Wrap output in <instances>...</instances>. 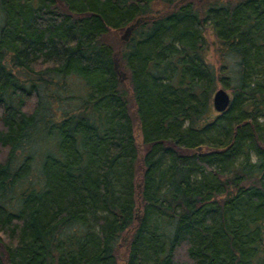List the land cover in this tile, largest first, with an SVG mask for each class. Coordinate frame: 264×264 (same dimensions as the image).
Returning a JSON list of instances; mask_svg holds the SVG:
<instances>
[{
    "label": "trees",
    "instance_id": "trees-1",
    "mask_svg": "<svg viewBox=\"0 0 264 264\" xmlns=\"http://www.w3.org/2000/svg\"><path fill=\"white\" fill-rule=\"evenodd\" d=\"M1 6L0 264H264V0Z\"/></svg>",
    "mask_w": 264,
    "mask_h": 264
},
{
    "label": "rangeland",
    "instance_id": "rangeland-1",
    "mask_svg": "<svg viewBox=\"0 0 264 264\" xmlns=\"http://www.w3.org/2000/svg\"><path fill=\"white\" fill-rule=\"evenodd\" d=\"M193 1L197 7L199 8V10L201 11H204V9L207 7V5L213 1V0H191ZM151 12L152 14H162L163 12H166L169 7H167L165 4L161 3V2H155L152 4L151 6ZM4 22V11L2 9V6H1V0H0V28L2 26ZM124 34V31H120V32H115V31H112L110 32V34L107 36V41L112 43L116 48L119 47V49L123 46V40H122V35ZM207 38L209 40V43H210V50H209V60L212 64H214V66L216 67V69H220V66L222 65V60L220 58V56L218 55V52H217V38L216 36L214 35L212 29H209L207 31ZM223 62H224V59H223ZM225 64L227 65L228 69L226 70H229L230 68H234L235 66V62L234 60L232 59H227V61H225ZM122 72H126L127 73V70L125 68H122ZM128 74V73H127ZM23 76V75H22ZM129 83L126 82L124 84V88L126 90L129 91ZM220 88H225L229 93H230V90L227 89L225 86H223L222 84H219L218 86V89ZM52 92H54V97H56V99H58L59 97H61L62 99L59 100V101H53V104L54 106H59V109H65V108H70L71 106H75V101H73L72 99H65L66 96L68 95L67 93H62L61 91H58L57 89L53 88L51 89ZM231 94V93H230ZM47 99V95L45 96V101ZM132 104L134 105V102L132 100ZM134 107V106H133ZM137 138L139 141H141V135L139 133V131L137 132ZM36 139H34V142H35ZM36 144L37 142L34 144L35 146H31V142L30 141H27L25 143V145L22 147L23 150H20L19 151V157H18V160H20L19 158L22 157V155H24V153L27 151V150H31L33 149L34 147H36ZM125 254V249H124V246L120 247L119 250H118V256L122 257L123 255Z\"/></svg>",
    "mask_w": 264,
    "mask_h": 264
},
{
    "label": "water",
    "instance_id": "water-1",
    "mask_svg": "<svg viewBox=\"0 0 264 264\" xmlns=\"http://www.w3.org/2000/svg\"><path fill=\"white\" fill-rule=\"evenodd\" d=\"M140 23H141V20H138L136 23L127 27L124 31V34L121 37L122 40L128 41L130 36L132 35L134 29L137 26H139ZM117 69L119 71L120 76H122V77L126 76V74L124 72L119 70V66H117ZM231 98H232L231 94L225 88L217 89V91L215 92L214 97H213V103H214L215 109L219 112L225 111L231 103Z\"/></svg>",
    "mask_w": 264,
    "mask_h": 264
},
{
    "label": "bare ground",
    "instance_id": "bare-ground-1",
    "mask_svg": "<svg viewBox=\"0 0 264 264\" xmlns=\"http://www.w3.org/2000/svg\"><path fill=\"white\" fill-rule=\"evenodd\" d=\"M125 31V30H124Z\"/></svg>",
    "mask_w": 264,
    "mask_h": 264
}]
</instances>
